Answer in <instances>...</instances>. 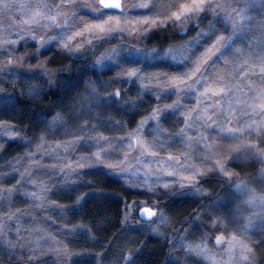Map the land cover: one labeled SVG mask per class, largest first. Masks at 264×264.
<instances>
[{
    "label": "snow or ice",
    "instance_id": "obj_1",
    "mask_svg": "<svg viewBox=\"0 0 264 264\" xmlns=\"http://www.w3.org/2000/svg\"><path fill=\"white\" fill-rule=\"evenodd\" d=\"M13 7L21 10V30L17 39L11 34L0 39V83L12 87L11 92L0 88V154L12 144L22 151H13L8 171L0 169V183L15 181L0 188V245L16 264H47L50 253L57 258L54 264H161L160 257L164 264H264V194L232 167L241 152L264 165V89L249 101L241 98L240 85L209 78L220 62L264 77V0L0 3V11ZM253 9H260L259 21L250 15ZM169 29L173 36L195 33L182 46L184 55L172 46H137ZM114 39L120 41L117 46L101 51ZM57 56L64 58L61 66L49 67ZM69 60L87 62L73 70ZM150 67L166 70L148 74ZM117 84L135 87L136 97ZM69 91L75 92L69 103L35 111L50 94ZM193 94L195 104L184 103ZM240 106L247 111L238 115ZM69 121L71 130L61 132L67 139L57 138L52 130L68 129ZM216 127V135L207 134ZM193 145L200 165L186 162ZM53 154L63 161L38 164L37 157ZM23 160L38 164L50 179L36 177ZM259 171L264 174V167ZM216 181L228 191L217 192L212 187ZM133 192L147 199L130 200ZM16 196L37 208L54 209L61 222L56 224L52 215L47 221L56 224L60 239L48 234V248L39 243L43 235L22 243L26 238L13 223L22 214L14 206ZM178 202H191L193 211L180 222L187 227L177 228L166 211ZM106 225L118 229L111 240ZM163 225L171 231H162ZM192 226L200 231L198 237ZM79 236L103 250L73 251L70 245L77 241L71 238Z\"/></svg>",
    "mask_w": 264,
    "mask_h": 264
},
{
    "label": "rangeland",
    "instance_id": "obj_2",
    "mask_svg": "<svg viewBox=\"0 0 264 264\" xmlns=\"http://www.w3.org/2000/svg\"><path fill=\"white\" fill-rule=\"evenodd\" d=\"M3 2H8V3H12V4H34L37 2H41V0H0V3ZM43 2H47L49 4H55L58 2V0H43ZM126 3H135L137 2V0H125ZM68 10V9H66ZM83 14V13H81ZM21 10L18 8H11L10 10L7 11H0V39H3L6 35L11 34V38L12 39H17V33L21 30L17 25L19 23V19L21 18ZM250 15L253 16L252 11L250 12ZM85 19H89L87 17H85ZM205 25L208 23V21H204ZM205 25L201 24V28H203ZM174 31V30H173ZM195 35V33L190 34L188 36H179L178 41L176 42H172L170 41L167 44H162L160 46L163 47H169L172 46L176 49V54L179 55H184V50H183V45L185 43L186 40L191 39V36ZM120 41L118 39H114L111 40L108 43L103 44V47L101 48V51L110 49L112 47L117 46V44ZM31 41H29V47H31ZM95 43H97V45L100 44V41H96ZM138 47H144L147 46L149 48L151 47H159L157 45H151L149 43L146 42V44H140L137 45ZM238 47H245L246 51H250L253 53V55L258 53V49L256 48H247L245 45H237ZM20 51L22 52L23 49H20ZM187 55H191V53H188ZM215 59V58H214ZM63 59L59 56L56 58V62H60ZM33 63L35 61H32ZM169 63H174L172 61H169ZM211 63V62H210ZM248 72L247 76H243L242 73L243 72ZM148 74H152L149 73ZM222 77L224 80L232 82L234 84H238L242 87L243 91L241 93V98L244 99H248L249 101L252 99V97L258 93L261 89H264V77L258 76L256 74H253L249 69H239L238 66H234L233 63H229L228 65H224L222 62L215 64L213 66V68L210 70L209 72V78L210 79H215L217 77ZM111 77V74H110ZM19 83V82H18ZM116 87H124V88H130V96L135 98L137 95V91L136 88L133 86H130L128 84H117ZM147 98V96H146ZM168 102H171L170 100ZM184 103H187L189 105H193L195 104V99H194V94L192 96L189 97H185L184 99ZM206 103H211V101H207ZM203 106V105H202ZM244 110L247 111L246 108H243V106L237 107L235 109V111L237 112V114L239 115L240 111ZM114 112L110 113L111 115H113ZM195 113L193 114V116L195 117ZM121 117L119 116H115V119H120ZM139 118V117H138ZM125 119H127V117H125ZM217 119L220 123H223V117L222 116H217ZM181 127H183V125H180ZM243 126V125H241ZM167 127V125H166ZM195 127H199V124L194 125ZM65 130H71V121H69V126L68 129H61L60 131H57L56 129H53V133L56 134L57 138H63V139H67V137H63L61 136V132L65 131ZM219 131V128H213L210 129L209 132L207 133L208 135H216V133ZM193 135H195L194 131L193 133H191ZM148 139H151V137H147ZM179 140L180 138L177 137L175 138V141L178 144V147L180 149L184 148L183 144H179ZM227 143H232L231 138L226 137L225 138ZM49 143H51V140L49 141ZM203 145H199V149H202ZM17 150V151H22L19 150L18 148H13V150H11L8 154H0V169H4L5 171H8V169L5 168V166L8 163V160L11 158L13 151ZM78 154V153H77ZM168 153L166 152H161L162 156H166ZM175 154L179 155V152L177 151ZM199 156V151L197 149L196 145H193L192 150L189 152V159L186 161L187 163H191V164H196V165H200L201 164V160L198 158ZM235 159V162L238 164L240 162H248V161H254L255 164L257 165L255 167V165L250 166V172L254 169L255 172V177H250V178H246L243 177L244 179H246L251 187H253L258 193H262L264 194V174H261V172L259 171V169L261 167H264V165H260L257 160L255 159V157L251 154V153H238L236 156L233 157ZM180 159L182 161H184V157L181 156ZM37 161L38 164H43V165H51L53 163H61L63 161V156L61 157V160H57L55 155H45L43 157H37ZM21 164L23 165L24 168H28L29 170L33 171L36 175V177H42L44 180H49L50 178L45 175V169H42L40 167H38V164H33V162L31 160H23L21 161ZM233 166V165H232ZM243 168H248L247 165H244ZM57 175H59V173H56ZM15 183V181L13 179H9L7 181H4L3 183H0V188L3 187H12V185ZM217 185H215V182H213L212 187L217 191L216 188ZM31 189V185L28 186ZM34 190V189H32ZM219 191V190H218ZM147 199V198H145ZM145 199H140L141 201L145 200ZM239 199L235 200V203H239ZM3 202L0 201V204H2ZM14 206L16 208H20L22 210V214L19 215L18 219L15 220L14 226L16 224L19 225L20 229H21V235L23 237H25L26 239L24 241H22V243H27L29 241H34L38 238V235H43L45 237L44 240H39V243L41 245V247L43 248H48L51 246V241H48L47 243H45V240L47 239L48 234H52V235H56L57 239H60V235H59V230L56 226V224H59L61 221L59 219H57V217L54 215V209L51 208H46V209H41V208H37L34 206V203L32 201H28L27 203H25V200L23 197L20 196H16L14 197L13 200ZM183 206V205H182ZM178 209H182L184 210L185 207H181L180 204H176L175 206H173V208L171 210H168L169 212V217L170 220L175 223L177 228L179 227V222H178V217H180V213L178 212ZM3 209L0 208V212H2ZM49 215L53 216V219H56V224H52L49 223L47 221V217ZM259 223V222H258ZM188 225L185 224V227H187ZM39 228L41 229V232L39 234H37L35 231H33L34 229ZM162 231H171V227L169 225H163L161 227ZM205 231H208L206 228L204 229ZM191 232L194 236L198 237L200 234V231L198 229H196L194 226L191 227ZM129 235H136V234H129ZM183 235V233H182ZM12 238H15V234L12 233L11 234ZM81 236L76 237V238H71V239H75L77 241V239H80ZM121 240L123 239L122 237L120 238ZM78 242V241H77ZM76 243L73 245L75 246ZM71 246V245H70ZM210 247L212 246L211 244L209 245ZM71 248V247H70ZM26 249H16L13 251H25ZM75 251V250H73ZM77 251V250H76ZM218 253V256L222 255L223 250L222 249H217L216 250ZM177 255H181V253L179 251H177L176 253ZM5 257H12L10 252H7L6 249L3 247V245H0V264L2 263V258ZM47 260V264H54V262L57 261V258L55 257V255L53 254H49L46 257Z\"/></svg>",
    "mask_w": 264,
    "mask_h": 264
},
{
    "label": "trees",
    "instance_id": "obj_3",
    "mask_svg": "<svg viewBox=\"0 0 264 264\" xmlns=\"http://www.w3.org/2000/svg\"><path fill=\"white\" fill-rule=\"evenodd\" d=\"M252 13H253V18L255 20L259 21L261 19V11H260V9H253ZM202 25H205V23H203ZM172 32H173V29H169L168 33L157 32V33L153 34L152 37L149 40V44L160 46L162 44H167L170 41H172V42L178 41L179 36L171 35ZM191 34H193V33H191ZM57 57H59V56H57ZM61 58L64 59L63 57H61ZM62 61H60V62H62ZM86 62L87 61H78L77 63L73 64L71 60L67 61V63L72 64L73 70L76 69L78 64H83V63H86ZM60 66L61 65H60L59 62H54L49 67L59 68ZM164 70H166V69H157V68H151L150 67V68H148L147 72H149V73H154V72L155 73H159V72L164 71ZM110 74H109V76H106L105 79H109L110 78ZM64 75H67V74L66 73H62V76H64ZM74 82L75 81L70 82L69 87H71V84L74 83ZM17 87H19V83L18 82H17ZM0 88H3V89H5L8 92L12 91V87H11V84L9 82L0 83ZM80 90L81 91L83 90V85L80 86ZM74 95H75V92H71V91H69L67 93V95L63 94L62 92H59L57 95H51L50 94L48 96V98L46 99V101H44L43 103H40V104H38L36 106L35 111H37V112L50 111L53 107H55L59 103H69L71 97L74 96ZM113 116L114 117L115 116L119 117V115L116 114V113H113ZM13 148H18V146L16 144H12L11 148L9 149V151L7 153H4V154H8L11 150H13ZM244 165H247L248 168H243ZM253 165H255V167L257 166L254 161L240 162L238 164L235 162V164H233L232 167H234L235 170L238 171L242 177H246V178L252 177L253 178V177H255L254 174H255L256 171L254 169L251 172L249 171L250 170V166H253ZM215 185H217L216 186L217 192H220L221 194H223L224 192L228 191L227 185H224L222 181H216ZM113 190L119 191L118 188L109 189V191H113ZM145 198H147L145 195L138 194V193H135V192L131 193L130 197H129L130 200H140V199H145ZM113 199H115V197H113ZM166 202L169 203V204L171 203V201H166ZM178 204H180L181 207H183V206L185 207L184 210L178 209L179 210L178 212L181 214L180 217H178L179 227L182 228V227H185V224H181L180 222L181 221H187L188 218H189L188 214L191 211H193V209L191 207L192 206L191 202H188V203H179L178 202ZM166 211H168V210L166 209ZM115 220H116V218H115V216H113V222H115ZM106 227L110 228V231L107 233L108 239L111 240L114 237H116L118 229L115 228V227H111V225H106ZM127 235H129V234H127ZM122 238L124 239L125 237H122ZM77 241L78 242L76 243L75 246H73V245L70 246L72 248V250H75V251L76 250L77 251H83L85 249H91V250H94V251L103 250L102 246L100 244L95 243L94 241H92L87 236H81V238L77 239ZM165 252H167V249H165ZM1 260H2L1 264H16V260H14L12 257H10V258L9 257H5V258H2ZM160 260H161V264H164V257H160Z\"/></svg>",
    "mask_w": 264,
    "mask_h": 264
}]
</instances>
